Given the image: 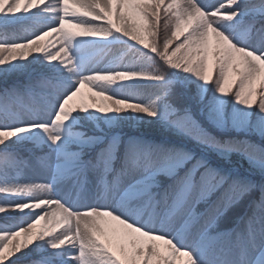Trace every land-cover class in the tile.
<instances>
[{"label":"snow or ice","instance_id":"1","mask_svg":"<svg viewBox=\"0 0 264 264\" xmlns=\"http://www.w3.org/2000/svg\"><path fill=\"white\" fill-rule=\"evenodd\" d=\"M78 38L115 43L85 71ZM33 63L35 75H12ZM8 65L0 264H264V146L219 139L192 114L264 138V0H0ZM190 78L211 86L207 98L186 88ZM229 103L255 120L234 123ZM90 113L108 126L71 127ZM145 118L205 151L112 130ZM206 153L238 154L260 179Z\"/></svg>","mask_w":264,"mask_h":264},{"label":"trees","instance_id":"2","mask_svg":"<svg viewBox=\"0 0 264 264\" xmlns=\"http://www.w3.org/2000/svg\"><path fill=\"white\" fill-rule=\"evenodd\" d=\"M17 63H21V62H17ZM22 63L24 65H28L29 61H24ZM44 67H45V69L49 68L48 65H44ZM11 68H12V66H10V65L2 66V67H0V73H3L5 71H10ZM35 68H41V65L37 64V63H33L31 69H28L26 71L17 72V73H12V75L17 76L20 80L23 81V80H25V77L27 75L36 73L35 71H33V69H35ZM2 83H3V79L0 78V84H2ZM187 89H189V88H187ZM192 114H193L194 118L199 122V124L202 128H204L211 135H213L219 139L249 138V136H245L243 134L234 135V136H231V135L226 136V135L216 131L214 129V127H212V125L206 123L202 117L197 115V108H195V107L192 110ZM80 115H86V114H74V116H80ZM122 115H128V114H122ZM87 116L95 117V120L89 119L86 117L85 120H82V121L78 120L75 124H71V127L75 128V129L83 130V131L92 132L96 129V124H100V127H102V128H106L108 126L106 123V120L109 118H104L102 120L98 114H92V113L87 114ZM146 121H147V118H145V120L140 121L138 124H136L134 126H129V125H123V126H118V127L114 126V128L112 130L113 131H119L122 136H136V137H141L145 140H154L158 143L161 142L165 136H168V137H171L175 141H183L187 145V147L190 151H194L197 153H201V152L205 151L200 145L197 144V142L195 140H192L191 138L185 137L182 135H177L174 132L164 131V130H161L159 128H153ZM237 136H240V137H237ZM251 140L253 142L259 144L255 138H253ZM206 154L215 157V160L219 162V165L214 164V166H221V167H224L226 169L236 168L242 174L253 176L257 180L260 179L259 173L252 170L249 162L245 158L239 156L238 154L234 153L231 156L230 160H223L221 157L216 156L215 153H206ZM252 198H258V196L248 198L249 200L247 202V208L245 207L243 209V211L246 209L244 211V213H246L250 209L249 205H250V201ZM235 207H237V206H235ZM235 211H237V210H235ZM235 211L229 213V215L233 219H235L237 217H241L242 215H244V214H242L243 211L240 214L235 212ZM47 250L51 251L50 249H47Z\"/></svg>","mask_w":264,"mask_h":264},{"label":"rangeland","instance_id":"3","mask_svg":"<svg viewBox=\"0 0 264 264\" xmlns=\"http://www.w3.org/2000/svg\"><path fill=\"white\" fill-rule=\"evenodd\" d=\"M110 43H115V41L111 40V38L109 39V41H99V40H93V39H79L78 38L75 44V48L73 49V54L76 57L77 66L81 69H84L85 71L89 66H94V62L98 58L103 57L105 49L109 46ZM35 69H40V68H35ZM182 75H186V74H182ZM28 76L29 75H27L25 79H27ZM214 76H215V72L213 71V78ZM116 87H119V86H116ZM186 87L189 88L193 94H204L205 98H207V95L210 93V90H211L210 85H207V86L203 85L202 82L196 80L195 78H190L188 83L186 84ZM83 91L86 92L87 90L84 89ZM228 111L232 113L234 123H243L247 121L248 119L255 120V115H254V113L256 112L255 109L241 110L240 106L237 105L235 107H232V105L229 103ZM197 115L202 117L206 123L212 125V127H214L216 131L226 136H230V135L234 136V135L243 134L245 136H249V138L251 139L255 138L259 144L264 146V138L256 135L254 132H251V131L241 132L233 127L218 126V122L215 121V117L213 116V114L207 110H201L197 108ZM237 137H240V136H237ZM33 139L35 138L30 137L28 142H31ZM36 142H39V140H37ZM32 178L39 179V177H32ZM248 200L249 199L243 200L239 204V206L237 205V207H234V209H231L229 213L237 210L235 212L240 214L245 207L247 208ZM244 211L242 214H245ZM250 211L251 209H249L247 212H250Z\"/></svg>","mask_w":264,"mask_h":264}]
</instances>
